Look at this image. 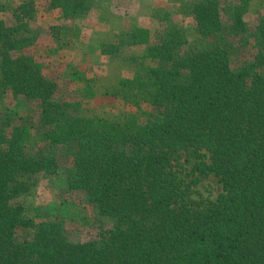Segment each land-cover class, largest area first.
Returning a JSON list of instances; mask_svg holds the SVG:
<instances>
[{"label": "trees", "instance_id": "trees-1", "mask_svg": "<svg viewBox=\"0 0 264 264\" xmlns=\"http://www.w3.org/2000/svg\"><path fill=\"white\" fill-rule=\"evenodd\" d=\"M47 1L71 20L93 0ZM247 6L195 4V31L211 41L190 50L136 30L103 44L101 55L143 48L130 58L141 72L104 92L121 108L105 116L85 114L96 92L82 74L71 80L79 97L61 92L27 50L26 23L0 18V100L37 108L36 121L0 120V264H264V21L250 26ZM59 171L95 213L77 222L81 236L23 204ZM210 174L221 193L197 199L198 177Z\"/></svg>", "mask_w": 264, "mask_h": 264}, {"label": "rangeland", "instance_id": "rangeland-1", "mask_svg": "<svg viewBox=\"0 0 264 264\" xmlns=\"http://www.w3.org/2000/svg\"><path fill=\"white\" fill-rule=\"evenodd\" d=\"M202 1L205 0H93L86 15L64 20L58 10L48 9L47 0H0V6L4 7L0 18L7 24L18 18L26 23L25 35L34 39V44L27 50L42 64L43 73L58 83L61 92L79 97L76 88L81 85L71 80L74 74H82L96 92L86 105L85 114L105 116L103 113L114 115L121 108L112 98L103 96L104 92L121 78L141 72L140 60L130 58H138L143 48L123 47L115 55H101L100 47L119 44L123 34L131 30L145 32L152 42L174 35L183 43V50L210 42V38L200 37L194 28L193 7ZM215 1L221 10L226 11L244 3V0ZM25 3H28L27 9L22 12L18 7ZM226 13L223 19L229 22ZM244 18L250 26L264 21V0H248ZM36 111L35 103L22 97L13 99L7 95L0 100V120L9 115L14 119L31 117L36 121ZM190 166L188 163L185 167L190 169ZM198 179L194 197L214 201L221 193L220 178L210 174ZM22 199L29 215L59 214L65 222L67 220L66 226L70 231L74 230L76 236H81L77 233L80 232L77 231L80 229L77 222L95 220L91 208L76 203L79 201L76 193L66 189V177L62 171L39 177ZM76 236L72 238L76 239Z\"/></svg>", "mask_w": 264, "mask_h": 264}]
</instances>
